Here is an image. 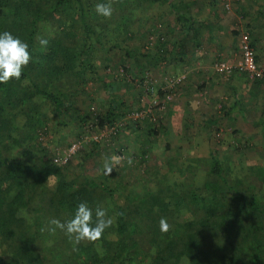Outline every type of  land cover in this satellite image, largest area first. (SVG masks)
<instances>
[{"label": "trees", "instance_id": "obj_1", "mask_svg": "<svg viewBox=\"0 0 264 264\" xmlns=\"http://www.w3.org/2000/svg\"><path fill=\"white\" fill-rule=\"evenodd\" d=\"M207 1V14L217 17L211 8L213 1ZM104 2L107 0H0V32L19 36L33 53L20 80L0 85V264H264V166L246 163L237 170L243 177H232L231 151L242 156L251 149L247 142L241 145V138L234 139L231 151L221 152L219 133L207 127L214 144L208 155L184 156L179 167L168 170L183 180L179 189L160 171L153 174L152 187L147 189L141 181L135 183L137 187L115 183L105 169L97 176L88 175L81 170V162L79 172L68 178L70 159L64 165L53 163L57 152L39 143L46 134L48 114L55 119L59 116L58 126L65 125L59 118L76 111L75 97L94 79L108 94L107 108L96 114L71 115L70 125L77 128L78 135L89 128L116 130V120L130 113L126 104L111 94L113 75L101 77L98 73L100 63L94 54L96 46L119 48L121 39L131 33L130 17L135 12L154 5L169 9L175 18L169 32L178 29L182 34L179 46L183 56L185 40L198 36L202 26L209 27L192 14L196 4L192 0H128L122 9L112 0L109 19L95 12L96 4ZM128 6L136 11L131 12ZM38 37L49 41L46 49L40 47ZM155 42L164 44L162 37ZM248 44L253 51V42ZM131 53L136 54L126 52ZM254 60L259 67V53ZM143 71L139 64L141 89L146 84ZM247 79L255 88L264 84ZM201 88L204 84L198 90ZM152 90L146 86V93ZM233 91L236 97L230 106H220L222 118L233 120L238 114L245 119L247 105ZM90 102L94 104V99ZM167 116L170 125L155 119L159 133L192 139L193 119L185 124L182 108L169 106ZM255 124L264 150V117ZM149 132L157 135L154 128ZM117 133L108 137L115 138ZM96 137L89 141L86 156L101 150L99 135ZM137 152L143 161L147 152L142 148ZM201 169L204 175L198 178ZM117 193L123 195L122 202L116 201ZM81 202L104 207L113 219L96 244L81 241L74 246L63 232L50 231L51 219H70ZM161 218L167 219L168 232L160 231ZM47 241L52 245L48 247Z\"/></svg>", "mask_w": 264, "mask_h": 264}, {"label": "rangeland", "instance_id": "obj_2", "mask_svg": "<svg viewBox=\"0 0 264 264\" xmlns=\"http://www.w3.org/2000/svg\"><path fill=\"white\" fill-rule=\"evenodd\" d=\"M127 1L115 0V4L122 9L128 5ZM238 3L240 2L234 0H217L219 7L215 6L216 11H220L223 15V18L219 19L207 14L206 0H197L192 8V14L209 27L202 26L198 36L185 40L186 55L183 57L178 44L183 37L182 34L178 29L169 32L175 25V18L169 9L158 5L148 6L131 15V33L121 41L118 40L119 48L111 50L96 46L94 56L96 63H100L98 73L101 77L113 75L111 94L125 103L130 113L121 117V120H116V130L103 129L100 132L89 128L78 135L77 128L70 125L71 115L87 112L96 114L107 108L108 94L94 79L75 97L76 111H71V114L66 113L59 118V121H64L65 125L58 126L56 123L59 116L55 119V116L48 114L50 121L45 136L39 142L41 146L61 154L72 144L77 143L67 168L68 178L79 172L78 165L81 162L83 167L81 170L83 169L88 175L97 176L102 169H105V165H108L112 169L110 175L113 182H128L129 186L137 187L135 183L141 181L146 183L147 189L152 187L153 174L160 171L167 174L166 179L169 184H177L179 189L184 183L183 180H179L178 173L169 174L168 170L170 167H179L184 156L208 155L214 144L213 139L207 135V127H212L210 128L212 132L216 130L215 132L219 133L221 152L226 149L231 151L232 148L229 147L235 145L234 139L237 138H241L242 146L246 142L250 145L251 149L242 156H236L234 153L236 151H231L234 154L232 177L242 178L243 172L238 173L237 170L246 163L255 161L264 166L261 132L255 124V121L264 117V92L260 95L258 88L252 85V89L238 90L239 101L247 105L245 119L235 114L234 119L229 120L222 118L220 113V106L225 105L228 108L236 96L228 86L229 77L218 74L215 65L222 61L230 64L238 61L243 41L255 43L253 55L259 53L264 58V44H262L264 29H260L258 23H247V15L240 17L235 11L239 6ZM128 7L131 12L136 11L134 7ZM200 9L203 10L202 13H199ZM115 12L118 15L116 9ZM158 37L164 40L162 46H157L155 42ZM128 51L136 54L127 55ZM139 64L144 66L143 75L146 80L142 89L138 75ZM258 65L264 70L263 60ZM178 84L180 85L176 88ZM203 84L205 89L198 90ZM147 85L153 87L151 93H146ZM93 99L94 104L90 102ZM169 106L182 108L185 112L183 121L185 124L193 119L189 130L192 139L170 138L162 132L159 133L160 128L155 124L157 121L155 119L159 118L162 124L170 125L167 116ZM205 116L209 117L207 121L204 119ZM152 128L157 131V135L149 132ZM234 130L239 133L234 134ZM111 132L114 134L118 132V136L108 137ZM22 133L21 131L20 135ZM98 135L101 150L86 156L91 144L89 141ZM141 148L147 152L143 161L139 160L140 156L137 152ZM200 175L201 177L204 175L202 169L196 176L199 178ZM139 191H142V188ZM116 196L117 202L123 201V195L117 193ZM144 241L141 240L143 244ZM50 242H46L48 247L52 245ZM58 263L62 262L58 261Z\"/></svg>", "mask_w": 264, "mask_h": 264}, {"label": "clouds", "instance_id": "obj_3", "mask_svg": "<svg viewBox=\"0 0 264 264\" xmlns=\"http://www.w3.org/2000/svg\"><path fill=\"white\" fill-rule=\"evenodd\" d=\"M95 12L98 16L109 19L113 15L112 0L104 3H97ZM42 49H46L49 41L39 38ZM33 61V53L29 49V44L19 36H14L9 31L0 32V85H6L12 81L20 80L25 69ZM112 171L111 167L105 165V174ZM50 231L57 230L78 245L81 241H88L96 244L102 240L107 229L113 225V219L108 215V210L104 207H90L87 202H81L76 206L71 218L65 221L51 219ZM160 231L168 232L170 225L166 218L159 221Z\"/></svg>", "mask_w": 264, "mask_h": 264}, {"label": "built area", "instance_id": "obj_4", "mask_svg": "<svg viewBox=\"0 0 264 264\" xmlns=\"http://www.w3.org/2000/svg\"><path fill=\"white\" fill-rule=\"evenodd\" d=\"M215 71L218 74L226 77H229L235 73H243L247 75L250 80H260L264 82V70L260 69L257 66L254 60L252 49L250 48L249 44L245 41H243L241 44V55L239 60L231 64L225 61L219 62L215 65ZM179 82L180 80L178 81V83ZM136 116H138V114H136ZM111 129L115 130L112 127ZM76 146L77 143H74L69 147L66 152L57 154L53 159V163L57 165L66 164L70 157L75 153Z\"/></svg>", "mask_w": 264, "mask_h": 264}, {"label": "crops", "instance_id": "obj_5", "mask_svg": "<svg viewBox=\"0 0 264 264\" xmlns=\"http://www.w3.org/2000/svg\"><path fill=\"white\" fill-rule=\"evenodd\" d=\"M183 1H189V0H183ZM192 1L196 2L197 0H192ZM212 1H213L214 5L211 8L216 10V7H219L218 6L219 4L217 5V0H212ZM234 1L240 2V3H238L239 6L237 7V10L235 9L237 14L238 13L240 14V17H245V15H247L248 16V18L246 19L247 23L248 22L254 23V24L258 23L259 26L263 27V28H261V27H259V28L264 29V0H234ZM206 2H207V7L210 8L207 0H206ZM212 17H214V16H212ZM217 17L219 19L223 18V15L220 13V11H217ZM245 25L247 26V24H245ZM212 38H213V36H211V39ZM262 38H264V36ZM253 44L255 46V43H253ZM262 44H264L263 41H262ZM258 48L259 47H256V49H258ZM181 56L183 57V55H181ZM260 58H261V60L264 61V58L261 55H260ZM180 61H183V60H180ZM228 86L231 87L233 90H235L237 93H239L238 90L246 91L248 88H251L250 84L248 83V79H247L246 75L244 76L240 73H235V75L233 74L232 77L228 78ZM257 90H258V93L261 95V93L264 92V84H263V86H261Z\"/></svg>", "mask_w": 264, "mask_h": 264}]
</instances>
